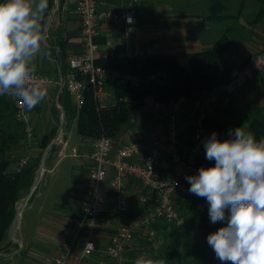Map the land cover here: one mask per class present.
I'll list each match as a JSON object with an SVG mask.
<instances>
[{"label":"built area","instance_id":"obj_1","mask_svg":"<svg viewBox=\"0 0 264 264\" xmlns=\"http://www.w3.org/2000/svg\"><path fill=\"white\" fill-rule=\"evenodd\" d=\"M99 0H79L76 11L82 26V52L68 59L69 73L63 83L64 89L74 100L78 108L84 103L85 91L92 86L94 97L99 107H105L111 98L108 82L117 77L113 69L100 65L102 60L99 43V26L108 22L124 26V38L131 45L135 27L136 12L132 7L120 12L100 9ZM131 18V22L128 21ZM153 48L147 52L152 53ZM131 53L121 54V58L132 57ZM264 71V50L251 57L238 69L231 81L224 87L209 92L196 112L190 118L191 138L186 143L180 126V115L187 98L160 102L147 99L146 103L132 113L130 123L135 126L140 115L145 112L161 113L168 109L165 130L161 133L152 131L140 140L116 143L112 138L102 136L90 143L88 155L90 162L86 194L88 197L84 210L75 220L73 233L75 242L82 239V250L74 258V264H83L97 252L96 234L102 224L108 222L106 214L116 213L128 222L111 236L106 244L105 256L111 260H120L127 248L141 237L149 241L157 237L156 224L160 221L185 224V219L177 209L176 201L180 197L186 200H200L209 214L206 198L198 197L188 191L190 183L186 176L195 175L200 167L214 166L215 161L205 159L204 141L209 138L206 121L209 108L217 105L225 97L233 96L244 89L255 77ZM37 81L49 82L43 73H34ZM16 116L24 126L28 150L37 142L32 110H27L14 98ZM61 147L59 156L67 157L68 141L59 133L55 141ZM71 156L81 159L78 148ZM31 163L30 158L20 161V168ZM133 183L137 185L132 186ZM131 190L137 193V208L134 215L128 210V196ZM143 191H148L145 195ZM142 208H146L141 211ZM71 254L56 259L54 264H68Z\"/></svg>","mask_w":264,"mask_h":264},{"label":"trees","instance_id":"obj_2","mask_svg":"<svg viewBox=\"0 0 264 264\" xmlns=\"http://www.w3.org/2000/svg\"><path fill=\"white\" fill-rule=\"evenodd\" d=\"M260 1L264 3V0ZM208 2L209 11L204 18L205 21L222 24L234 18L224 14L227 8L226 1L208 0ZM243 7L244 0L241 1L239 12ZM259 15H264V8L260 9ZM232 33L233 30L227 27L213 47L207 50L102 59L101 66L117 72V77L107 84L112 102L105 107H99L92 86L89 85L85 91L83 105L77 108L64 89L61 97L64 102L66 122L75 123L78 134L89 143L102 136L110 137L118 143L123 130L133 127L130 123L132 113L141 108L147 99L167 102L180 98L198 97L203 93L221 89L244 65V63L229 61V55L234 47V40L230 36ZM233 96L225 97L220 102ZM219 103L215 105L212 112H208L206 127L209 137L216 132L217 138L223 141L230 137L227 122L222 119L224 112L219 108ZM247 119H249L247 129L255 134L257 140L264 138V110L260 109L258 116L254 118L247 116ZM185 133L187 134L183 133V135L188 143L192 133ZM56 135L57 129L45 136L41 141L40 149L46 150ZM27 148L24 126L17 119L12 97L0 96V254L4 252L3 242L9 236L17 207L24 196L30 193L42 160V154H40L29 166L11 170V166L19 161L20 155ZM50 151H55V146ZM135 185L139 187L137 183L132 184V186ZM143 193L149 194L148 191ZM176 205L185 219V224L177 226L166 221L156 224L157 232L170 234L173 239V243L165 249L159 260H164L165 264H223L222 261L215 263L211 257L206 256L211 247L207 237L210 233L225 227L227 222L211 223L209 214L204 210L200 200H186L178 197ZM145 209L142 208L141 211ZM110 213H112L110 218L118 217L116 213ZM229 214V210H226V216ZM132 215H134L133 211L129 217ZM195 230L200 233L199 239L193 236ZM116 231H112V235ZM140 243H151V241L141 237L133 245ZM181 250L184 252H180Z\"/></svg>","mask_w":264,"mask_h":264},{"label":"rangeland","instance_id":"obj_3","mask_svg":"<svg viewBox=\"0 0 264 264\" xmlns=\"http://www.w3.org/2000/svg\"><path fill=\"white\" fill-rule=\"evenodd\" d=\"M146 1L140 2V0H137L136 5L130 7L135 10L136 15V7H138L141 29L152 37L156 36V43L161 45V48L158 49L159 51H167L171 46L176 47L181 53L211 49L214 45V43L211 44L210 42L212 35L216 34V40L219 39L225 33L227 27L233 30V33L230 34L234 40V47L229 55L231 63L241 62L248 55H256L264 48V15H259L260 9L264 8V3L260 0H244V7L241 12H239V6L242 0H223L224 2L226 1L227 6L224 14L234 16V18L222 24L211 23V27L208 26L209 22L203 23L201 19H197L198 16L208 13V0ZM178 20L181 21L178 23ZM190 22L198 23L191 24ZM46 88L48 89L47 96L37 105L41 109L40 114H37L36 111L34 112V116L38 120L36 121V137L39 147L42 141L39 138L51 129L53 111H55L57 101V92L51 86ZM207 95L208 93H203L198 97L188 98L184 104L180 115V126L184 135L187 134L185 132H191L190 118ZM110 102H112V98L109 99L108 103ZM219 104V108L224 112L222 119L227 122L229 130L240 126L248 130L249 119H247V116L254 118L258 116L260 109L264 110V71L256 76L241 93ZM214 109L215 106L209 108L208 112H212ZM166 112L168 113L167 108L161 113L145 112L144 115H140L135 126L123 130L121 139L118 142L129 143L142 139L144 135H149L152 131L163 132L168 117ZM63 136L68 141L67 157L61 159L59 154H57L52 159V155L49 157L51 151L48 152L47 158H49H46L44 171L38 179L32 195L33 198H30L31 201H28L22 211L19 228H24V243H28V241L33 239L37 228H40L41 221L48 218L46 214L53 213L63 216L71 212L72 205L75 204L74 202L78 196L76 192V188L79 187L77 185L78 182L81 185L86 184L84 180L86 177L85 171L79 174L82 178L84 177L81 181L76 176L82 158L76 159L71 156L74 148H78L81 156L85 155V150L88 149L85 140L78 134L76 124L71 127L66 120ZM45 152L46 150L39 149L36 152L31 150L29 153H32L31 156L33 158H37L42 154L43 158ZM26 157L28 156L26 155ZM20 161L21 159L15 165H12L11 170L15 169V166L20 168ZM129 193L128 210L135 211L138 205L137 193L135 190H131ZM26 197L24 196L22 200ZM111 214H106L108 222L102 224V229L95 236V242L98 245L97 252L92 258L86 259L83 264H92L91 262H94V264L98 262L99 264H135V261L141 255L153 260H159L165 249L173 243L170 234H163L159 231L157 237L151 243H140L135 246L131 244L120 260H111L105 256L106 244L109 240L107 232L118 230L128 222L121 217L110 218ZM73 219L75 221L77 217ZM193 236L195 239H199V231L195 230ZM180 252L184 251L181 250ZM206 256L208 258L211 257L215 263L220 262L212 247L208 249ZM223 264H231V262L224 261Z\"/></svg>","mask_w":264,"mask_h":264},{"label":"clouds","instance_id":"obj_4","mask_svg":"<svg viewBox=\"0 0 264 264\" xmlns=\"http://www.w3.org/2000/svg\"><path fill=\"white\" fill-rule=\"evenodd\" d=\"M47 9L48 0H0V96L29 111L48 92L33 65L46 39L41 19ZM229 137L221 141L213 132L204 141L205 159L215 164L186 176L188 191L206 198L211 223L227 222L207 237L220 261L264 264V138L243 126L230 129ZM135 264L165 262L141 255Z\"/></svg>","mask_w":264,"mask_h":264},{"label":"crops","instance_id":"obj_5","mask_svg":"<svg viewBox=\"0 0 264 264\" xmlns=\"http://www.w3.org/2000/svg\"><path fill=\"white\" fill-rule=\"evenodd\" d=\"M78 1L79 0H48V9L41 19L46 39L42 46L41 53L34 58L33 65L35 67V72L43 73L48 77L49 82L45 87L51 86L52 89L57 92V101L54 109L55 111H53L54 116L53 121L51 122V129L39 139H43L45 136L50 135L51 132L56 129L57 137L61 132H58L59 126L61 130L63 117L65 118V111L63 108L64 102L61 94L64 90L63 83L69 73L68 59L71 56L78 55L82 52V26L76 11ZM136 1L137 0H99V6L100 9L104 11L120 12L132 5H136ZM141 1L147 2L146 0H140V2ZM136 10L137 26L131 37V45H129L124 38L123 25L108 22L100 24L98 40L101 47L102 59L120 57L123 53H131L133 56L151 54L147 52L148 48L154 49L152 54H181L176 47L172 46L170 48L168 47L169 49L167 51H159L158 49L161 48V45L156 43V36L152 37L147 34L146 31L141 29V18L138 7H136ZM205 16L206 15H200L197 19H201L203 23H208L204 19ZM180 21L181 20H178V23ZM190 23L193 24L198 22ZM208 24V26L211 27V23ZM216 38V34H213L210 41L211 44L216 43L218 40H216ZM263 50L264 48L261 49V51ZM251 57H253V55H248L241 62L239 61L237 63H243ZM70 100L72 104L77 107L71 97ZM35 111L37 114H40L41 109L37 107V105L32 109L33 123L36 131V121L38 120H36V117L34 116ZM74 124L75 123L70 124L71 127ZM85 144L88 149L85 150V155L82 157V162L80 168L77 169L76 176L80 178L81 181L84 177L82 178L79 174L80 172L82 174V172L85 171L86 177L84 180L87 184L90 166L88 155L90 154L91 148L89 147V142L85 141ZM53 146H55V151L51 152L49 155V157L52 155V159L54 155L60 153L61 149L59 145L54 144ZM39 149V142H34L29 150L27 148V150L20 155L19 160L30 157L31 162H34L36 158H33L31 156L32 153L30 154L29 152H31V150L32 152H36ZM26 155L28 157H26ZM15 169L18 168L15 166ZM86 184L81 185L78 182L77 185L79 187L76 188L78 196L74 202L75 204L72 205V211L63 216L55 215L53 213L46 214L48 215V218L41 221L40 228H37L35 236L28 241V243H24L23 241L25 239L24 228L18 229L13 240L8 236L3 242L4 252L0 254V264H54L56 259L68 253L71 254L68 264H74V258L78 256L82 250L81 241L83 240L80 239L77 243L75 242L73 233L75 221L73 218L80 216L84 210V205L88 200L85 191ZM111 232H107L108 239L112 236ZM91 263L94 264V262ZM97 264H99V262Z\"/></svg>","mask_w":264,"mask_h":264},{"label":"water","instance_id":"obj_6","mask_svg":"<svg viewBox=\"0 0 264 264\" xmlns=\"http://www.w3.org/2000/svg\"><path fill=\"white\" fill-rule=\"evenodd\" d=\"M64 124H65V118L63 117V120H62V124H61V130L60 131H63V128H64ZM55 141H56V138L55 140L50 144V146L46 149V152L45 154L43 155V158L41 160V164H40V167H39V170L36 174V177H35V180H34V183H33V186L30 190V193L28 194V196L22 200L18 207H17V212H16V217H15V220L10 228V231H9V237L10 239H14L19 227H20V223H21V214H22V211L25 207V205L28 203V201L30 200V198L32 197L33 193H34V190L36 188V185H37V182H38V179L41 177L43 171H44V165H45V161H46V158H47V154L48 152L51 150V148L53 147V145L55 144Z\"/></svg>","mask_w":264,"mask_h":264}]
</instances>
